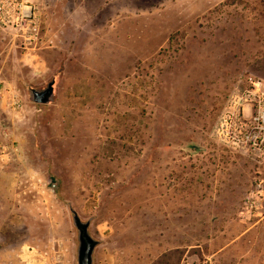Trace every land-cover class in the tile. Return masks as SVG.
Listing matches in <instances>:
<instances>
[{
    "label": "rangeland",
    "instance_id": "rangeland-1",
    "mask_svg": "<svg viewBox=\"0 0 264 264\" xmlns=\"http://www.w3.org/2000/svg\"><path fill=\"white\" fill-rule=\"evenodd\" d=\"M26 1L31 48L0 28V264H78L75 214L93 264H264V0Z\"/></svg>",
    "mask_w": 264,
    "mask_h": 264
},
{
    "label": "built area",
    "instance_id": "built-area-1",
    "mask_svg": "<svg viewBox=\"0 0 264 264\" xmlns=\"http://www.w3.org/2000/svg\"><path fill=\"white\" fill-rule=\"evenodd\" d=\"M0 28L11 34L14 38H20L25 45V49H30L29 46L38 40L40 27L34 6L25 2V0H0ZM253 88L244 95H233L231 97V110L227 111L225 121H229L231 126L240 119L242 106L246 102H251V94H255L261 89V81H251ZM256 121L260 127L264 128V111L259 113ZM257 136L250 134L247 140L256 142ZM261 144L264 146V137L261 139Z\"/></svg>",
    "mask_w": 264,
    "mask_h": 264
},
{
    "label": "water",
    "instance_id": "water-1",
    "mask_svg": "<svg viewBox=\"0 0 264 264\" xmlns=\"http://www.w3.org/2000/svg\"><path fill=\"white\" fill-rule=\"evenodd\" d=\"M54 94L53 84H49L43 90H33L32 96L34 101L38 103L49 102ZM74 223L78 229V264H93V251L97 245V241L88 233V224L82 222L78 216L74 215Z\"/></svg>",
    "mask_w": 264,
    "mask_h": 264
}]
</instances>
